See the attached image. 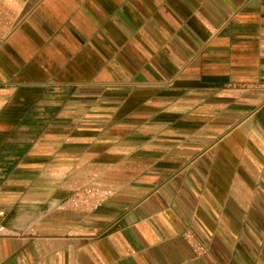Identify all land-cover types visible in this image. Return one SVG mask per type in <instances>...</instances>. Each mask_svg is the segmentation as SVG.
I'll return each mask as SVG.
<instances>
[{
  "label": "crops",
  "instance_id": "1",
  "mask_svg": "<svg viewBox=\"0 0 264 264\" xmlns=\"http://www.w3.org/2000/svg\"><path fill=\"white\" fill-rule=\"evenodd\" d=\"M0 209V264H264V0H0Z\"/></svg>",
  "mask_w": 264,
  "mask_h": 264
},
{
  "label": "built area",
  "instance_id": "2",
  "mask_svg": "<svg viewBox=\"0 0 264 264\" xmlns=\"http://www.w3.org/2000/svg\"><path fill=\"white\" fill-rule=\"evenodd\" d=\"M111 195L110 189H103L96 186H82L74 190L64 202L63 206L81 211H95ZM5 210L0 209V236L7 231L4 223Z\"/></svg>",
  "mask_w": 264,
  "mask_h": 264
}]
</instances>
